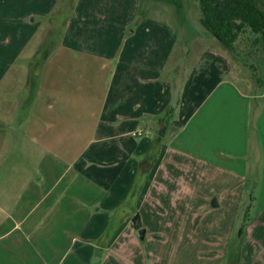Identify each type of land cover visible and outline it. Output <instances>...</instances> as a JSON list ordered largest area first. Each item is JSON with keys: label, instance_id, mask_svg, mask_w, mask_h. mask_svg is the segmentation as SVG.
Listing matches in <instances>:
<instances>
[{"label": "crops", "instance_id": "crops-1", "mask_svg": "<svg viewBox=\"0 0 264 264\" xmlns=\"http://www.w3.org/2000/svg\"><path fill=\"white\" fill-rule=\"evenodd\" d=\"M142 1L0 0V263L221 264L258 165L264 264V79Z\"/></svg>", "mask_w": 264, "mask_h": 264}, {"label": "rangeland", "instance_id": "rangeland-1", "mask_svg": "<svg viewBox=\"0 0 264 264\" xmlns=\"http://www.w3.org/2000/svg\"><path fill=\"white\" fill-rule=\"evenodd\" d=\"M146 3L145 0L142 1V4ZM150 3H152L154 8H157V10H167V12H173L168 13L165 15V18L172 21L174 24H177L179 28H181V22L183 23L184 30L191 32L190 36H194L195 34L198 35H204L206 38H201L200 36L191 37L187 41V55L189 57V61L196 55V53L201 49L202 47H206L209 42V39H215L211 33H209L207 30H205L201 24H200V16H201V10H200V3L199 0H174V3H171V0H150ZM163 17V16H161ZM181 20H180V19ZM182 34V32H180ZM184 33V32H183ZM58 32H56L55 38L57 36ZM182 39V37H181ZM222 48H224L221 45ZM185 46L183 43L178 45L177 51L183 53ZM186 49V48H185ZM225 49V48H224ZM226 50V49H225ZM229 56L233 61H235V64L242 68L245 72L248 74H251L250 69L244 65V61L246 62L245 58L243 56H240L239 53L235 50L233 52H230L226 50ZM252 59H248L247 63H251ZM257 64V63H255ZM258 65V64H257ZM257 74L259 78L264 79V61L262 62V65L257 66ZM261 169H259L258 165L252 166L251 173L247 176V185H246V192L250 195H252V200H242V205L240 206L241 211L239 214L236 215L235 223L237 225L236 230L234 234L232 235L231 239L229 240V247L227 249V254L225 256V261H223L221 264H239V251L241 246V241L243 234L239 236V229L241 225H243L242 221H246V224L244 227L248 225L249 222L254 218L256 205L258 202V186L260 185L258 181V178L261 177ZM251 202V205L248 207V203ZM245 204V206H244ZM247 211V212H246ZM235 227V225H234ZM11 248L12 252L5 255V259L0 264H42V256L36 255L35 253L31 252L30 244L34 240H29L25 238H15L14 234L11 237ZM234 248H233V245ZM33 245H36V241L33 242ZM232 245V246H231ZM37 246H42L37 241ZM197 259V258H196ZM196 259L194 260L193 264H201L199 261L197 263ZM48 261V258H47ZM202 264H211L208 261L202 262Z\"/></svg>", "mask_w": 264, "mask_h": 264}, {"label": "trees", "instance_id": "trees-1", "mask_svg": "<svg viewBox=\"0 0 264 264\" xmlns=\"http://www.w3.org/2000/svg\"><path fill=\"white\" fill-rule=\"evenodd\" d=\"M199 3L201 26L226 50H235L243 56L244 65L260 85L263 79L257 77V66L264 61V0H199ZM248 59L252 62L247 63ZM242 223L240 235L246 221Z\"/></svg>", "mask_w": 264, "mask_h": 264}, {"label": "water", "instance_id": "water-1", "mask_svg": "<svg viewBox=\"0 0 264 264\" xmlns=\"http://www.w3.org/2000/svg\"><path fill=\"white\" fill-rule=\"evenodd\" d=\"M137 234H138L140 237H142V235H143V230H139V231H137Z\"/></svg>", "mask_w": 264, "mask_h": 264}]
</instances>
